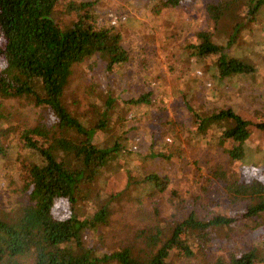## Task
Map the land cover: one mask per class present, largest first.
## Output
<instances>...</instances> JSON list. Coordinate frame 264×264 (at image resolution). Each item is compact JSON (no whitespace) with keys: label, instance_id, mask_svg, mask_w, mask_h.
Returning <instances> with one entry per match:
<instances>
[{"label":"rangeland","instance_id":"374dc122","mask_svg":"<svg viewBox=\"0 0 264 264\" xmlns=\"http://www.w3.org/2000/svg\"><path fill=\"white\" fill-rule=\"evenodd\" d=\"M161 1L65 0L66 4H92L90 12L97 16V27L119 33L128 54V61L112 72L99 58L76 66L64 95L68 111L80 120L93 122L108 95L123 103L144 93L152 94L147 106L114 108L113 133L108 136L117 139L124 133L127 152L102 173L99 183L89 186L87 195L91 199L96 195L105 198L123 190L128 172L139 177L155 172L167 177L176 192L175 204L171 203L174 196L169 191L160 197L144 196L139 202L118 208L108 226L85 236L88 247L102 253L136 243L138 233L154 222L155 207L168 226L193 211L201 219L244 213L248 203L232 204L224 184L212 177L214 170L228 171L242 182H264V137L260 132H254L252 162H234L228 148L219 143L223 129L215 127L209 136L198 134L187 108L188 103L201 113L232 109L253 123L264 122V9L254 18L244 7L232 11L217 30L207 6L218 0H189L177 8H163ZM73 17L65 6L56 14L62 28ZM237 25H241V31L234 36ZM201 32L215 40L225 38L222 42L232 39L230 56L250 64L256 69L255 75H232L220 80L217 57L201 61L190 49L199 43ZM50 118L49 111L26 98L0 96L2 213H15L28 200V169H23L22 162L33 164L37 155L25 148L22 133ZM103 139L104 135L98 137L99 141ZM68 210L65 202H59L55 213L66 216ZM214 240L215 246L209 247L205 256L187 258L176 253L173 264H214L219 258L229 263L232 253L252 250L259 255V264H264V219L241 221L219 230Z\"/></svg>","mask_w":264,"mask_h":264},{"label":"trees","instance_id":"16d2710c","mask_svg":"<svg viewBox=\"0 0 264 264\" xmlns=\"http://www.w3.org/2000/svg\"><path fill=\"white\" fill-rule=\"evenodd\" d=\"M189 0H162L163 8H177ZM74 20L62 28L56 20L62 7ZM93 5L65 0H0V96L26 98L36 107L49 111L51 118L22 133L25 148L36 151L28 169L26 205L17 212L0 211V264H173L176 253L187 258L206 255L215 246L218 231L241 221L264 219V182H242L228 171L214 170L212 177L221 181L232 204L247 202L244 213L236 216L216 215L201 219L191 212L185 219L169 226L155 207L154 222L141 230L136 243L129 242L111 253L88 247L85 236L108 226L123 204L139 202L142 197H160L176 192L167 177L149 172L139 177L128 172L123 190L104 197L88 196L89 186L101 181L102 173L127 152L125 134L117 139L112 131L114 108L123 105H149L151 93L119 103L108 95L98 118L80 120L64 104L65 90L76 66L98 58L108 71L128 61L122 37L112 29L97 27ZM246 8L254 18L261 15L264 0H218L207 6L214 25H219L232 11ZM234 36L241 25L234 28ZM222 37V36H221ZM199 43L190 46L198 60L216 56L220 80L232 75H255L256 69L242 58L230 56L232 39H213L207 32L198 34ZM219 40V41H218ZM198 134L209 136L215 127L222 128L220 145L228 148L232 161L251 163L254 132L264 137V122L253 123L232 109L201 113L187 103ZM104 135L103 141L98 137ZM1 152V149H0ZM154 157V156H153ZM254 164V163H253ZM264 164V163H263ZM59 202L69 206L66 216H58ZM168 226V227H167ZM138 245V246H137ZM255 250L232 253L229 263L223 258L214 264H259Z\"/></svg>","mask_w":264,"mask_h":264}]
</instances>
